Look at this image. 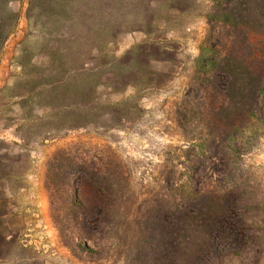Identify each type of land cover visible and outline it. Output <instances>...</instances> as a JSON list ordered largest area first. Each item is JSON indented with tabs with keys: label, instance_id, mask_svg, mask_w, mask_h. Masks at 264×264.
<instances>
[{
	"label": "rangeland",
	"instance_id": "rangeland-1",
	"mask_svg": "<svg viewBox=\"0 0 264 264\" xmlns=\"http://www.w3.org/2000/svg\"><path fill=\"white\" fill-rule=\"evenodd\" d=\"M123 1V7L132 2L136 17L145 20L120 33L109 50L120 55L142 41L156 44L163 54L161 59L150 63V69L164 75L163 84L138 93L133 89L110 92L108 88H101L102 100L126 101L136 121L121 122L110 129L81 128L67 132L55 125V115L38 118L47 109L28 112L31 97L27 91L40 90L30 83L29 71L33 63L44 62L42 38L37 31L28 29V0L9 3L10 10L17 14V23L10 36L0 43V95L7 98V111L1 118L5 125L16 128L18 140L0 144V163L9 177L8 193L29 212L24 225L15 217L0 222V234L6 241L13 239L12 245L0 248V264L27 261L124 264L123 255L112 243L117 238L122 243L125 235L135 233L136 224L147 212L170 204L173 194L178 196L175 187L193 174L191 161L197 165L194 175L199 181L204 185L214 183L219 169L212 163L214 150L208 145L207 130L196 123L208 120V110L202 109V115L184 117L189 122L177 112L187 97L197 96L191 85L196 64L206 61L204 58L216 47L223 53L247 49L249 54L262 50L264 21H254L244 15L241 29L224 30L220 26L221 17L215 12L218 0H147V8L142 4L144 0ZM243 30L250 35L251 47L243 41ZM0 32L7 33V0H0ZM22 63L27 64L26 71ZM0 102L3 101L0 99ZM252 131L253 138L246 143L245 153L230 160L228 171L231 175L233 172L231 179L236 194L243 199L244 216L253 224L251 230L248 228L253 240L246 237L238 224L233 232L222 233L217 245L239 249L230 254L227 264H264V118L255 123ZM58 165L66 167L70 180L65 191L58 184L61 178L58 182L53 177L52 168L57 169ZM83 172L86 181L111 183L114 193L105 199L96 190H86L77 199L84 200L88 218L80 213L75 223L70 214L74 208L71 197L79 184L78 173L83 175ZM28 174L32 176L31 181H27ZM36 183L44 201L43 214L37 211L38 203L29 202V199L39 202L37 195L32 197L35 190H30V198L21 192ZM108 207L113 212L111 217L104 214ZM85 219L93 225L91 241L82 234ZM111 227L117 228V233H109ZM198 241L197 237L190 238L193 247ZM128 242L125 240V248ZM78 243L90 249L100 247L101 251L97 255L88 254L78 248Z\"/></svg>",
	"mask_w": 264,
	"mask_h": 264
},
{
	"label": "trees",
	"instance_id": "trees-1",
	"mask_svg": "<svg viewBox=\"0 0 264 264\" xmlns=\"http://www.w3.org/2000/svg\"><path fill=\"white\" fill-rule=\"evenodd\" d=\"M11 1L7 0V33L0 32V43L10 36L17 23V14L8 7ZM123 4V0H28V29L40 33L44 57L42 64L33 63L29 71L30 83L40 90L27 91L31 97L28 112L47 109L38 118L55 115V125L66 132L81 128L110 129L121 122L136 121L126 101L102 100L100 90L133 89L138 93L159 87L164 75L152 71L150 63L161 59L163 52L147 41L130 46L120 55L109 50L120 33L145 20L136 17L132 2L124 7ZM142 4L148 7L147 0ZM215 12L221 17V29H238L244 15L254 21H264V0H218ZM242 32L243 41L252 46L250 35ZM201 56L203 59L204 55ZM204 59L207 60L196 64L191 76L197 96L187 97L177 113L189 122L185 118L190 114L198 116L202 115V109L208 110V120L196 123L207 130L208 145L214 150L212 163L219 168L214 183L204 185L199 181L194 175L197 165L191 161L193 174L174 189L179 197L173 194L170 204L152 209L139 219L135 233L125 235L122 243L118 238L112 243L123 255L124 264H227L230 254L239 249L217 245L222 233L233 232L238 224L246 237L253 240L249 231L253 224L244 216L243 199L236 194L231 179L233 172L231 175L228 169L233 157L245 153L246 143L253 138L252 128L264 118V48L248 54L247 49L223 53L216 47ZM27 64L22 63L24 71ZM52 169L53 177L58 182L61 178L58 184L65 191L70 181L66 167L58 165ZM78 174L79 184L71 197L74 208L70 213L75 223L78 214L87 217L84 200H78L86 190H96L105 199L114 193L108 181L92 183L84 179V172ZM104 214L111 217L113 212L108 207ZM82 225V234L91 241L92 223L85 219ZM109 233H117V228L111 227ZM193 237L199 239L194 247L190 243ZM12 243V237L6 241L0 234V248ZM78 248L93 255L101 251L100 247L90 249L79 243Z\"/></svg>",
	"mask_w": 264,
	"mask_h": 264
},
{
	"label": "crops",
	"instance_id": "crops-1",
	"mask_svg": "<svg viewBox=\"0 0 264 264\" xmlns=\"http://www.w3.org/2000/svg\"><path fill=\"white\" fill-rule=\"evenodd\" d=\"M0 99L3 102H0V144H13L18 140L16 128L14 126H7L3 122L4 119L1 118V114H3L7 111V98L5 96L0 95ZM6 101V102H5ZM28 180H32V176L30 174L27 175ZM9 177L6 175L5 170H4V165L0 163V222L5 221L7 219H10L12 217L19 218L21 221V224H25V220H27L28 216L27 213L29 212L27 208H22L20 205L16 204L14 199L12 198L13 196L9 194L8 189H9ZM29 184V182H28ZM31 189H34L32 197H35L37 195L38 201H35L33 199H29V202L33 203H38L40 207L37 209V211L40 214L44 213V208H43V202L39 188L36 184H33L32 187L29 189H22L21 192L25 194L28 198H30V193ZM29 190V191H28ZM35 192V193H34ZM37 192V193H36ZM27 212V213H26Z\"/></svg>",
	"mask_w": 264,
	"mask_h": 264
}]
</instances>
